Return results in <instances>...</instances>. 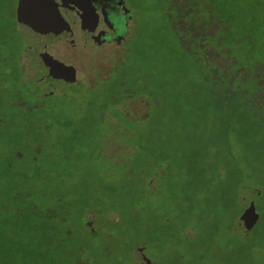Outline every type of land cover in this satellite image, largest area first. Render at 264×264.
<instances>
[{"label": "rangeland", "instance_id": "rangeland-1", "mask_svg": "<svg viewBox=\"0 0 264 264\" xmlns=\"http://www.w3.org/2000/svg\"><path fill=\"white\" fill-rule=\"evenodd\" d=\"M126 4L134 21L120 54L76 62L81 109L54 97L51 114L35 113L0 91V264H264V193L236 189L252 176L264 188V0ZM15 8L0 0V21ZM11 26L17 68L36 49ZM33 132L50 155L39 184ZM250 201L260 218L245 236L237 221Z\"/></svg>", "mask_w": 264, "mask_h": 264}, {"label": "flooded vegetation", "instance_id": "flooded-vegetation-1", "mask_svg": "<svg viewBox=\"0 0 264 264\" xmlns=\"http://www.w3.org/2000/svg\"><path fill=\"white\" fill-rule=\"evenodd\" d=\"M17 5L18 0L14 10L15 29L28 39L26 43L34 46L36 52L28 57L25 51L19 52L15 56L17 71L7 59L3 62V69L6 74H15L20 88L23 91L29 89L37 100L75 96L66 89L82 87L78 83L80 69L76 65L80 55L84 51L94 53L104 49L106 56L110 57L111 51L118 52L117 55L112 54L111 58H115L132 36L134 16L126 0H88L84 4L56 0L53 6L57 11L54 17L56 27L51 32L40 33V36L20 27L21 14L17 11ZM46 17L45 14L43 18ZM4 43L0 45V52L10 49V44ZM59 45H64L70 54H63ZM27 58L28 62L24 64ZM92 61L89 60V67Z\"/></svg>", "mask_w": 264, "mask_h": 264}, {"label": "trees", "instance_id": "trees-1", "mask_svg": "<svg viewBox=\"0 0 264 264\" xmlns=\"http://www.w3.org/2000/svg\"><path fill=\"white\" fill-rule=\"evenodd\" d=\"M10 17L8 18H5V20H1L0 21V45H3L5 44L4 42L6 43H9L7 40H6V36L8 35V32L10 31V26L11 25H14V28L15 29V24L11 23V20H15V17H14V14H12V19L10 20L9 19ZM10 23V25H9ZM11 29H12V26H11ZM4 50V49H3ZM5 52H0V91H3L4 88H9L12 90V101H11V104H14L15 106H18L20 108H25L27 109L28 111H35V113H40L38 111V109H41L42 110V107L46 108V110L44 109V111L46 113H49L51 114L52 110L50 107H47L46 104H48L49 101H51L52 99H54V97H49L48 100H37L36 99V96H33L30 94V90L27 89L26 91H23L21 88H20V84L18 83L17 81V78H16V75H9V74H6L5 73V70L3 69L4 68V65H3V62L4 60L7 59V61L9 62V58H8V51L7 50H4ZM252 52V50H251ZM15 58V57H14ZM18 67L15 68V70L17 71ZM241 72H245L244 70H241ZM262 88L264 89V86H258V90ZM88 89L82 87L80 89V92L78 89H75V87H70V88H67L66 91L67 92H70V93H73L75 94V96L73 97H67V98H62V100H59V98H57V100L61 103H68L69 108H71L72 110H77V109H81V106L79 104V97L77 94L79 93H82V92H85L87 91ZM1 93V92H0ZM254 93V92H252ZM260 93H264V90L260 91ZM261 96V97H260ZM257 97L260 98L261 101L264 100V94L263 95H260ZM264 103V102H263ZM101 108H105V106H102ZM119 108H117L118 110ZM102 110H106V109H102ZM119 111V110H118ZM5 124V119L0 116V126L1 125H4ZM30 137L32 138V145L29 146L28 150H29V153H30V163H31V168H32V171L31 173H33V175H31V180L34 184H39L41 180H44L45 177L47 176V173L48 171L45 170L43 168V166L41 165V161L43 163H45L47 161V159H49L50 155L48 154V152H45L44 149H43V145H44V140H43V136L42 134L40 133H36V132H33ZM40 137V138H39ZM117 143V142H116ZM45 155V160H42V156L44 157ZM15 156L17 157V159H22L24 157V155L22 154L21 151H17ZM6 167L8 169H11V166L9 164H6ZM253 178H255V176H252L251 178V183L249 184L248 187H245L244 184L239 181V183L237 182L236 183V189L237 191H239V193H241V191L243 190L244 193H247L248 196H250L251 198H260L263 193H264V188L262 187L263 185L259 182V183H255L253 180ZM257 179V178H256ZM147 188L149 189H152L153 188L148 184L147 185ZM238 198H239V195H237V202L238 203ZM240 200L242 199H239V203H240ZM54 204L57 205L58 207L60 205H62L63 203V200L59 197H56L54 199ZM37 203H34L33 201L29 203V209L31 211H35L37 210ZM85 210V209H84ZM90 211V210H88ZM87 210L84 211V217H85V214H86ZM60 222V221H59ZM85 222H86V219H85ZM110 224H112V222L110 221ZM93 226H94V221H93ZM85 227H86V230L88 231V233H90L91 235H95L97 232L99 231H96L93 227V231H91L86 223H85ZM104 227V226H103ZM54 228V225L51 226L50 229H53ZM109 228H106L104 227V229H101V232L105 233L104 235L106 236V234L110 235L111 233L109 232ZM242 231V230H241ZM65 232V230H64ZM253 232H249V233H246L245 231H242V234L247 236V235H252ZM63 234V232H62ZM55 234L52 233H49L48 236L50 237H54ZM64 235V234H63ZM254 250V249H253ZM134 251V250H133ZM73 264H81L79 259H77Z\"/></svg>", "mask_w": 264, "mask_h": 264}, {"label": "water", "instance_id": "water-1", "mask_svg": "<svg viewBox=\"0 0 264 264\" xmlns=\"http://www.w3.org/2000/svg\"><path fill=\"white\" fill-rule=\"evenodd\" d=\"M56 0H18L17 11L21 14L20 27L26 31L34 32L40 36V33H47L54 30V17L56 10L53 8ZM68 2L86 3L88 0H64ZM53 8V9H52ZM46 18H43L44 15ZM73 78L74 75H71ZM260 216L256 212L254 203L249 202L243 213L238 218V225L242 230L249 233L257 224ZM148 262V261H147ZM149 263V262H148Z\"/></svg>", "mask_w": 264, "mask_h": 264}]
</instances>
